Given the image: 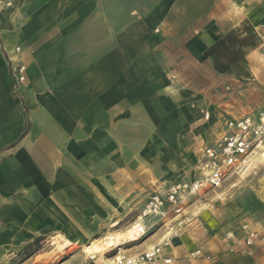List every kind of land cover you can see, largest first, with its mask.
<instances>
[{"label":"crops","instance_id":"0c3cea01","mask_svg":"<svg viewBox=\"0 0 264 264\" xmlns=\"http://www.w3.org/2000/svg\"><path fill=\"white\" fill-rule=\"evenodd\" d=\"M169 48H244L246 61L264 60V0H0V264H83L81 251L18 252L57 234L86 244L136 203L138 181L168 178L164 187L186 152L201 153L202 133L183 130L185 103L204 105L169 73ZM183 237L163 255L173 260Z\"/></svg>","mask_w":264,"mask_h":264},{"label":"rangeland","instance_id":"374dc122","mask_svg":"<svg viewBox=\"0 0 264 264\" xmlns=\"http://www.w3.org/2000/svg\"><path fill=\"white\" fill-rule=\"evenodd\" d=\"M169 49V73L180 78L191 99L199 98V103L210 110V118L205 120L192 102L185 103L183 131L192 133L195 128L202 133L198 148L221 129L226 119L253 112L264 104V60L257 61L254 58L252 63L246 61L244 48H201L202 52L196 55L186 53L180 48ZM197 150H187L184 165L171 180L189 179L198 175ZM160 167L156 164L154 170H161ZM167 179L153 180L146 188L143 182L138 181L136 203L131 208L125 207L115 227L101 230L90 237L86 244L69 245L67 238L57 234L44 245L38 239L23 245L18 252V258L23 259L34 251L43 253L46 257L52 254L66 257L76 251L87 256L88 251L96 249L97 260L103 259L104 252L113 253L118 249L107 239L110 234L129 230L147 195ZM241 200H244V214H235L233 203ZM185 209L189 221L182 224L183 240L178 244L175 258L168 264H264V241L245 251L241 250L240 245L235 246L234 251H229L223 234L227 228L237 233L241 222L245 220L264 229V159L256 161L255 168L248 174L232 177L219 188L197 192L187 200ZM153 233L155 232L149 236ZM123 240L119 247L126 249L145 239L129 243H122ZM91 243L93 246L89 248ZM195 247L206 250L211 257H192L188 252ZM19 261L16 259L12 263Z\"/></svg>","mask_w":264,"mask_h":264},{"label":"built area","instance_id":"2783aa9c","mask_svg":"<svg viewBox=\"0 0 264 264\" xmlns=\"http://www.w3.org/2000/svg\"><path fill=\"white\" fill-rule=\"evenodd\" d=\"M15 50L17 52L19 48ZM25 73L26 65L18 62L13 68V77L18 84L25 81ZM198 111L203 119L210 118V110L206 106L198 108ZM262 159H264V104L253 112L231 117L223 122L213 139L202 146L197 159V176L172 181L147 196L136 219L129 227L130 236L122 243L146 239L150 233L163 227L164 232L158 241L134 253H126L120 247L113 253L106 251L103 253L104 264L170 263L172 259L165 257L163 251L181 232L186 219L187 200L201 190L219 188L232 177L248 174L255 168L256 161ZM225 239L231 240L229 251H234L236 244L245 251L264 241V229L245 220L241 222L237 233L233 230L227 231ZM190 255L203 259L211 257L201 248H197ZM96 260L95 252L88 253L83 264H96Z\"/></svg>","mask_w":264,"mask_h":264},{"label":"bare ground","instance_id":"6f19581e","mask_svg":"<svg viewBox=\"0 0 264 264\" xmlns=\"http://www.w3.org/2000/svg\"><path fill=\"white\" fill-rule=\"evenodd\" d=\"M130 233H131V230L130 229L127 230V231H123V232L122 231L121 232H118L117 231L115 233L110 234V236L107 239L110 240V241H112L113 244H115L114 247L117 248L121 244V240L129 237L130 236ZM119 241H120V243H119ZM113 244H110V245H113ZM92 246H93V243L90 244V247H92ZM120 249H122V248H120ZM96 251H98V250L95 249L93 252L96 253Z\"/></svg>","mask_w":264,"mask_h":264},{"label":"clouds","instance_id":"9594fccd","mask_svg":"<svg viewBox=\"0 0 264 264\" xmlns=\"http://www.w3.org/2000/svg\"><path fill=\"white\" fill-rule=\"evenodd\" d=\"M236 11H237V13H243V8H241V7H236Z\"/></svg>","mask_w":264,"mask_h":264}]
</instances>
